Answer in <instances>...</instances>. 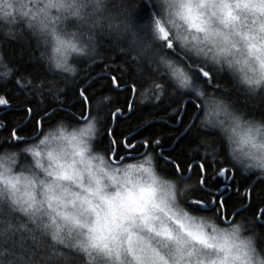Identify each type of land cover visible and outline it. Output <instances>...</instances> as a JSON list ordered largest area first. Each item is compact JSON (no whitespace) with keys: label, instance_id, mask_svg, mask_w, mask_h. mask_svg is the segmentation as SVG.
Segmentation results:
<instances>
[{"label":"clouds","instance_id":"1","mask_svg":"<svg viewBox=\"0 0 264 264\" xmlns=\"http://www.w3.org/2000/svg\"><path fill=\"white\" fill-rule=\"evenodd\" d=\"M149 2L140 19L142 0H0V65L5 44L31 40L52 98L107 39L139 81L138 104L198 101L197 126L242 173L264 177V114L250 111L264 106V0ZM102 109L97 98L87 119L0 148V264H264L251 220L187 206L196 178L167 174L152 151L113 160L98 147ZM199 143L218 155L213 137Z\"/></svg>","mask_w":264,"mask_h":264},{"label":"trees","instance_id":"2","mask_svg":"<svg viewBox=\"0 0 264 264\" xmlns=\"http://www.w3.org/2000/svg\"><path fill=\"white\" fill-rule=\"evenodd\" d=\"M151 13V4L149 0H142L138 7L140 19L148 17ZM4 64L0 65V72L10 69L8 76L0 75V95L11 97L9 105H0V148L18 147L22 143L34 138L39 134L40 130L47 125L55 122L58 119H66L73 123L80 122L85 116L91 114L93 109V102L97 98L104 96H111L114 102H118L125 111L119 118H112L108 113L107 108L102 111L105 114L104 130L101 138L97 141L98 147H103L113 154L115 158L122 157L125 153L127 157L138 155L146 151H152L157 155V163L163 171L171 175V170L167 168L164 161L160 159V148L149 149L144 146H138L134 150L131 148L125 149L123 144L111 145L115 152L109 150V141L115 138L118 142L123 140L124 136H128L127 143L136 144L145 137L155 138L157 135L163 137V151L165 154H181L182 158L186 159L188 163L193 160H199L201 157L207 161L216 162L219 167L227 168L228 176H217L216 180H212V169L209 168V182L210 185H217L224 191V199L227 201L226 207H220L217 211L218 205L211 206H197L192 203L194 199L200 198L201 192L198 189L192 194V198L187 201V206L195 211H203L207 213H215V215L222 221H229L238 218L249 219L253 226L261 233H264V222H259V208L262 206L259 198H253L251 203L244 202V206L239 203V198L236 197L237 185L247 184L249 181H256V175L244 174L237 167L231 164L227 155L224 152L222 141L213 132H207L197 126V109L199 102L194 99L185 98H165L160 102H146L143 105L137 103V92L134 95H127V99L135 102V111H128L127 105L124 104L126 94L123 91V85L119 89L110 90L107 80L102 76L107 73L108 75L116 74L115 71L119 66L125 69H131L122 53L116 49L111 41L103 39L101 41V55L91 64L80 61L81 72L78 77L67 87H65L56 96L62 101L57 103L54 97L47 96H34L33 100H45V104L41 105L39 111L47 107V111L51 115L44 120V122H34L31 118H25L24 109L18 105L17 94L19 98L23 99L29 89L18 88L16 85L17 79L23 77L21 83L26 84L28 80H34L37 84L41 81L44 83L52 78L51 74L45 69L44 65L37 59L38 50L31 40L12 41L5 44L3 48ZM106 65L108 67H106ZM109 68L113 71L109 72ZM212 77L210 76V78ZM226 78H222L215 82L214 86L219 87L220 83L225 82ZM82 88H87V97L91 100L92 105L88 101L81 103L79 92ZM150 93L151 88L147 89ZM237 101L240 98L237 95ZM175 101H179L183 107L175 115H169L173 108L177 107ZM171 103V108L169 104ZM54 110V111H53ZM256 114H264V106L250 109ZM183 115V120L178 122L176 117ZM39 116H37V120ZM23 128L25 131L20 133L23 139L11 137L13 126ZM111 127L113 130V137L107 135V128ZM202 135H208L215 139L217 145L218 155L212 156L208 151L201 148L199 138ZM186 167V166H185ZM181 175L194 177L199 182L198 170L188 172ZM230 177H235L234 179ZM225 185L228 187L225 188ZM264 187V182L258 183L257 188ZM243 190L242 188L240 189ZM210 199V198H206ZM255 213V215H254Z\"/></svg>","mask_w":264,"mask_h":264},{"label":"snow or ice","instance_id":"3","mask_svg":"<svg viewBox=\"0 0 264 264\" xmlns=\"http://www.w3.org/2000/svg\"><path fill=\"white\" fill-rule=\"evenodd\" d=\"M157 24L159 22L157 21ZM167 33H165V36ZM5 70L0 72V75L2 76H8L10 73V69H7L6 66ZM106 67H108L106 65ZM113 71L111 68H109V72ZM115 71L119 72V75L112 74L108 75L105 73L102 78L107 80L109 84L110 90L112 89H119L123 85V91L126 94V98L124 100V104L127 105L128 111H135V102L131 99H127V95H134L139 86V81L134 77L132 74L131 69H125L123 66H119ZM138 71V69H137ZM199 74L204 77L205 79L210 78L211 74L203 69H197ZM23 77L20 79H17L16 85L18 88L22 89H29L31 88L30 92H26L23 99L19 98V94H17V102L18 105L24 109V116L25 118H31L34 122L43 123L46 118H48L51 113L47 111V107H44L42 111L38 112V109H40L41 105L45 104V100L41 99L38 101L33 100L34 96H46V89H45V83L41 81L39 84H37L34 80H28L26 84L21 83ZM210 80V79H209ZM157 88L160 87V85H156ZM87 88H82L79 92V97L81 98V103L83 104L84 101H88L90 108L92 105L91 100L87 97ZM57 103H62V101L59 99L58 96H54ZM11 97H6L4 95H0V105H9ZM162 100V97L160 95L155 96V101L160 102ZM177 104L176 108L172 109V112L169 113V115H175L177 112L180 111V109L183 107L182 104H180L179 101H175ZM101 107L108 109V115L112 118H119L120 115H122L125 111V109L120 106L118 102H114L113 98L111 96H104L101 98ZM169 108H171V103L169 104ZM54 111V110H53ZM37 116H39V119L37 120ZM178 122H181L183 120V115L176 117ZM25 130L23 128H18L15 125L12 128L11 137H15L17 139H23V137L20 135V133H23ZM107 135L109 137H113V130L111 127L107 128ZM129 137L124 136L122 141H117L115 138L110 139L109 150L112 152H115V149L111 148V145H117L119 147L120 144H123L125 149L131 148L135 149L138 146H144L149 149L154 148H160L159 157L164 161V164L167 166L168 169L171 170V175H181L185 173V171L192 172L198 170L199 175V189L201 192L200 198L194 199L192 203L197 206H211V205H218L217 211L220 207H226L227 201L224 199L225 192L222 191L217 185L219 182H217V185H210L209 182V168L212 169L213 175L212 180H216L217 176L225 177L228 176V170L224 167H219L216 165L215 160L207 161L205 158L201 157L198 161L193 160L192 163H188V161L184 158H182L181 154H165L163 151V137L157 135L154 139L145 137L141 141H139L136 144L133 143H127ZM186 166V167H185ZM234 179L235 177H230ZM264 182V177H257L256 181H249L247 184H238L236 197L239 198V203L241 206H244V202L251 203L253 198H259L261 202V207L259 208V222H264V187L257 188V184ZM228 186L225 185V188ZM243 189L242 191L240 189ZM210 198V199H206ZM255 215V213H254Z\"/></svg>","mask_w":264,"mask_h":264},{"label":"bare ground","instance_id":"4","mask_svg":"<svg viewBox=\"0 0 264 264\" xmlns=\"http://www.w3.org/2000/svg\"><path fill=\"white\" fill-rule=\"evenodd\" d=\"M88 118V115L87 116H85V118H83L82 120H85V119H87ZM128 154H124L122 157H124V156H127ZM111 157H112V159H117V158H115L114 156H113V154L111 155ZM118 158H121V157H118Z\"/></svg>","mask_w":264,"mask_h":264},{"label":"rangeland","instance_id":"5","mask_svg":"<svg viewBox=\"0 0 264 264\" xmlns=\"http://www.w3.org/2000/svg\"><path fill=\"white\" fill-rule=\"evenodd\" d=\"M113 160H116V159H113Z\"/></svg>","mask_w":264,"mask_h":264}]
</instances>
